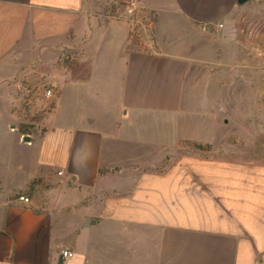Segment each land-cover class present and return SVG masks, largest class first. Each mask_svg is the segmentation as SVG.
I'll use <instances>...</instances> for the list:
<instances>
[{
	"label": "crops",
	"instance_id": "obj_1",
	"mask_svg": "<svg viewBox=\"0 0 264 264\" xmlns=\"http://www.w3.org/2000/svg\"><path fill=\"white\" fill-rule=\"evenodd\" d=\"M115 1L0 0V264H264V160L185 153L253 0Z\"/></svg>",
	"mask_w": 264,
	"mask_h": 264
},
{
	"label": "rangeland",
	"instance_id": "obj_2",
	"mask_svg": "<svg viewBox=\"0 0 264 264\" xmlns=\"http://www.w3.org/2000/svg\"><path fill=\"white\" fill-rule=\"evenodd\" d=\"M130 1L116 0L115 5L110 6L113 8L112 12L130 5ZM135 1L138 0H133ZM245 7L247 10L243 16L249 20L244 29H247L250 38L248 71L214 75L219 87L218 128H198L200 121L206 118L202 120L205 114L195 113V122L189 123L193 125H187L186 134H193L195 139L203 140V145L187 139V155L247 161L264 160V60L260 57L264 48V0H253ZM224 30L231 31L232 28L226 24ZM225 97L227 101L224 100ZM209 137L214 141L205 142L204 139ZM195 144L199 145V148Z\"/></svg>",
	"mask_w": 264,
	"mask_h": 264
},
{
	"label": "built area",
	"instance_id": "obj_3",
	"mask_svg": "<svg viewBox=\"0 0 264 264\" xmlns=\"http://www.w3.org/2000/svg\"><path fill=\"white\" fill-rule=\"evenodd\" d=\"M135 7H136V1L133 2V0L130 1V5L129 7H126L125 8V13L127 15H133L134 14V11H135ZM260 57L262 60H264V48L261 50L260 52ZM51 95V91L50 90H45V93H44V96L45 97H49ZM17 200L21 203H24V204H28L29 203V198L28 197H24V196H19L17 198ZM73 253L68 250V249H61L60 250V257L62 259V261H65L67 260L68 258L72 257Z\"/></svg>",
	"mask_w": 264,
	"mask_h": 264
},
{
	"label": "water",
	"instance_id": "obj_4",
	"mask_svg": "<svg viewBox=\"0 0 264 264\" xmlns=\"http://www.w3.org/2000/svg\"><path fill=\"white\" fill-rule=\"evenodd\" d=\"M248 1H251V0H236V3L238 5H243L244 3L248 2ZM68 57L66 56L65 59H67ZM24 141H28L27 138H24Z\"/></svg>",
	"mask_w": 264,
	"mask_h": 264
},
{
	"label": "trees",
	"instance_id": "obj_5",
	"mask_svg": "<svg viewBox=\"0 0 264 264\" xmlns=\"http://www.w3.org/2000/svg\"><path fill=\"white\" fill-rule=\"evenodd\" d=\"M196 145V144H195ZM197 146V148H199V145H196Z\"/></svg>",
	"mask_w": 264,
	"mask_h": 264
}]
</instances>
